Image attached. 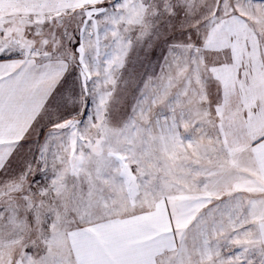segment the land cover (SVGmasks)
Wrapping results in <instances>:
<instances>
[{
    "label": "snow or ice",
    "instance_id": "obj_1",
    "mask_svg": "<svg viewBox=\"0 0 264 264\" xmlns=\"http://www.w3.org/2000/svg\"><path fill=\"white\" fill-rule=\"evenodd\" d=\"M0 264H264V0H0Z\"/></svg>",
    "mask_w": 264,
    "mask_h": 264
}]
</instances>
